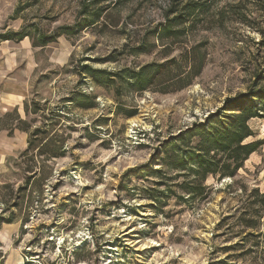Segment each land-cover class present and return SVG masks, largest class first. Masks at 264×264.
I'll return each instance as SVG.
<instances>
[{"label":"rangeland","instance_id":"rangeland-1","mask_svg":"<svg viewBox=\"0 0 264 264\" xmlns=\"http://www.w3.org/2000/svg\"><path fill=\"white\" fill-rule=\"evenodd\" d=\"M199 1L168 38L152 30L169 0H124L45 46L29 36L0 42V94L20 103H0V264H264V145L234 176L222 175L223 151L211 152L221 161L201 196L165 163L198 144L193 129L226 98L264 90V0ZM81 7L0 0V33H51L75 25ZM143 38L145 51L134 52ZM185 46L205 57L190 84L175 88L189 69L178 61L151 87L132 86L130 70ZM85 66L122 73L98 84ZM248 123L246 141L264 139V118ZM24 127L40 130L26 154Z\"/></svg>","mask_w":264,"mask_h":264},{"label":"trees","instance_id":"trees-1","mask_svg":"<svg viewBox=\"0 0 264 264\" xmlns=\"http://www.w3.org/2000/svg\"><path fill=\"white\" fill-rule=\"evenodd\" d=\"M124 0H81L82 7L77 15L75 25H61L57 27V31L47 33L40 30L37 37H33L31 31L26 27L19 30L7 31L0 33V42L4 40H22L29 36L33 40L34 46H45L49 42L55 40L63 34H71L74 26L82 27L89 26L98 22L110 7L121 3ZM106 2L102 5L100 3ZM202 4L199 0H169L168 7L164 11L165 20L158 23L152 30L157 38H168L181 34L183 29L181 26L193 16L194 13L201 8ZM172 15V17H170ZM145 38L133 47L134 52L145 51ZM205 57L196 52V46L188 48L184 47V52L179 57H172L163 63L151 62L140 66L137 70H130L132 74V86L137 90H145L151 87L158 76L160 69L167 64L179 66V63L184 67H189L185 79L179 78L175 88H183L190 84L193 77L199 74L204 65ZM179 61V63H178ZM191 66V67H190ZM86 67V73L98 84H106L115 82L114 76H119L122 73L120 70L117 73L107 71L102 68ZM196 69V70H195ZM250 96L259 97L264 100V90L250 91L240 93L234 98H226L223 106L215 114H210L207 117L206 123L196 125L192 134H198L200 141L191 149H184L169 153L165 163L173 169L183 171L179 173L185 179L182 188L191 196L203 195L205 189V180L208 174L216 173V169L212 166L218 164L221 159L214 160L208 157L211 152L223 151V176H234L239 169L244 166V162L249 156L264 145V139L246 141L248 138L255 136L249 125V120L254 117L264 118V112L259 111V108L253 104ZM28 113L27 106L25 107ZM223 113V120L218 121L219 116ZM227 112L230 115H225ZM18 118L20 116L18 115ZM217 123V125H215ZM220 124V125H219ZM23 131L29 132L28 147L24 150L26 154L33 146V139L38 135L40 130L30 131L28 127L20 128ZM14 129H10L12 134ZM157 172H160L161 170ZM193 174V175H192ZM192 175V178H190ZM31 176L27 177L29 181ZM256 192H258L256 190ZM1 221V219H0ZM10 222V221H8ZM247 227L254 228L257 224H247ZM1 229V227H0ZM0 251V263L4 259V255Z\"/></svg>","mask_w":264,"mask_h":264},{"label":"crops","instance_id":"crops-1","mask_svg":"<svg viewBox=\"0 0 264 264\" xmlns=\"http://www.w3.org/2000/svg\"><path fill=\"white\" fill-rule=\"evenodd\" d=\"M11 96L15 95L13 93H9ZM0 103H3V104H7L8 106H13L14 108H16L18 110H20V103L18 100H15L13 97H8L7 95L6 96H3L2 94H0Z\"/></svg>","mask_w":264,"mask_h":264},{"label":"bare ground","instance_id":"bare-ground-1","mask_svg":"<svg viewBox=\"0 0 264 264\" xmlns=\"http://www.w3.org/2000/svg\"><path fill=\"white\" fill-rule=\"evenodd\" d=\"M10 225V224H7V226Z\"/></svg>","mask_w":264,"mask_h":264}]
</instances>
